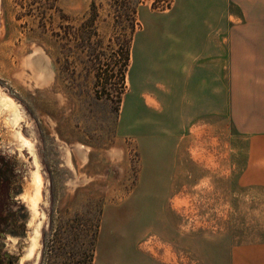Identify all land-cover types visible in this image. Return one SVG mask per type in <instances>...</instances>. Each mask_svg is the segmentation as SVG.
Wrapping results in <instances>:
<instances>
[{
    "label": "rangeland",
    "instance_id": "obj_1",
    "mask_svg": "<svg viewBox=\"0 0 264 264\" xmlns=\"http://www.w3.org/2000/svg\"><path fill=\"white\" fill-rule=\"evenodd\" d=\"M195 3L0 0V83L48 167L36 264H264V187L236 179L228 116L174 119L148 84Z\"/></svg>",
    "mask_w": 264,
    "mask_h": 264
},
{
    "label": "crops",
    "instance_id": "obj_2",
    "mask_svg": "<svg viewBox=\"0 0 264 264\" xmlns=\"http://www.w3.org/2000/svg\"><path fill=\"white\" fill-rule=\"evenodd\" d=\"M196 1L202 11L179 14L182 24H173L170 35L174 44L160 51L164 81L148 84H164L172 118L187 124L206 113L226 114L234 131L236 179L264 187V0ZM150 52L144 51L140 75L159 56ZM146 54L152 55L147 62Z\"/></svg>",
    "mask_w": 264,
    "mask_h": 264
},
{
    "label": "water",
    "instance_id": "obj_3",
    "mask_svg": "<svg viewBox=\"0 0 264 264\" xmlns=\"http://www.w3.org/2000/svg\"><path fill=\"white\" fill-rule=\"evenodd\" d=\"M0 154L16 171L3 204L0 264H36L48 226V167L38 126L19 96L1 83Z\"/></svg>",
    "mask_w": 264,
    "mask_h": 264
},
{
    "label": "trees",
    "instance_id": "obj_4",
    "mask_svg": "<svg viewBox=\"0 0 264 264\" xmlns=\"http://www.w3.org/2000/svg\"><path fill=\"white\" fill-rule=\"evenodd\" d=\"M127 60H128V53L126 50L124 61L126 62ZM15 176H16V171L13 161L9 157L0 154V224L2 221H4L3 213H2L3 204L5 198L8 197L7 196L9 192L8 190L12 186Z\"/></svg>",
    "mask_w": 264,
    "mask_h": 264
},
{
    "label": "bare ground",
    "instance_id": "obj_5",
    "mask_svg": "<svg viewBox=\"0 0 264 264\" xmlns=\"http://www.w3.org/2000/svg\"><path fill=\"white\" fill-rule=\"evenodd\" d=\"M175 201V200H174ZM144 243V242H143Z\"/></svg>",
    "mask_w": 264,
    "mask_h": 264
}]
</instances>
